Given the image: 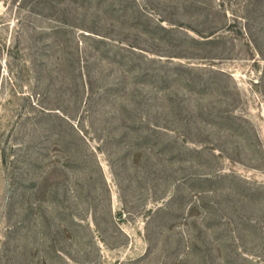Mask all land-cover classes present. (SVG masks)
I'll list each match as a JSON object with an SVG mask.
<instances>
[{"label":"rangeland","instance_id":"374dc122","mask_svg":"<svg viewBox=\"0 0 264 264\" xmlns=\"http://www.w3.org/2000/svg\"><path fill=\"white\" fill-rule=\"evenodd\" d=\"M263 14L0 0V264H264Z\"/></svg>","mask_w":264,"mask_h":264},{"label":"trees","instance_id":"16d2710c","mask_svg":"<svg viewBox=\"0 0 264 264\" xmlns=\"http://www.w3.org/2000/svg\"><path fill=\"white\" fill-rule=\"evenodd\" d=\"M252 1V0H251ZM258 1H262V0H258ZM264 15V14H263ZM212 35H214V32H211L209 33V35L207 36L208 38L211 37ZM86 37H89V36H86ZM214 39H209L208 41L210 43H212ZM100 42V41H99ZM78 58L76 59V62H78V64H82L83 61H82V58H81V54L80 52L78 51ZM88 68L90 69L91 66H89L88 64ZM80 72H83V68H81ZM228 178H237L236 175L234 174H223V173H216V174H213V175H208L204 178H201V179H198V180H194V181H197V182H201L203 184H214L216 182H219L221 180H227ZM203 193V192H202ZM206 193V192H204ZM215 192L214 191H211L210 194H214ZM171 204V203H170ZM199 209V205L198 204H194L190 210H189V214H190V217L191 218H194L196 215L195 213H197ZM159 213H162L164 216L168 215L169 213H172V211L170 210V205L168 207L164 206V207H161V208H158L155 212H154V215L156 216L157 214ZM200 236H201V232L199 233ZM192 247H186L185 248V251H186V257H190L192 256V253H196L197 250H201L198 248L197 244H196V240L193 239V242H192ZM203 251V250H202ZM201 251V252H202ZM249 262V261H248Z\"/></svg>","mask_w":264,"mask_h":264}]
</instances>
